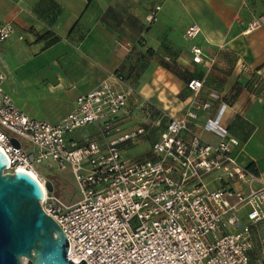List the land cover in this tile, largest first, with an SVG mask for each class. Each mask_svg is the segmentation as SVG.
<instances>
[{
	"label": "built area",
	"instance_id": "obj_1",
	"mask_svg": "<svg viewBox=\"0 0 264 264\" xmlns=\"http://www.w3.org/2000/svg\"><path fill=\"white\" fill-rule=\"evenodd\" d=\"M260 26L264 11L248 29ZM200 30L191 24L184 34L191 38ZM13 32L12 23L1 24L0 41ZM192 54L201 61V48L192 46ZM123 80L116 70L52 123L15 105L0 70V150L9 160L4 172L28 171L42 183L41 209L66 236L67 258L87 264H264V173L232 154L238 140L220 125L229 107L224 97L191 78L186 86L192 94L209 99L180 115H154L151 108L142 121L125 127L131 92L118 85ZM260 83L264 75L257 74L249 86L255 92ZM216 99L217 113L201 123L197 111L209 112ZM147 105L138 108L146 111ZM92 125L95 137L71 136ZM196 127L217 135L218 142L204 141ZM144 141V153L125 156ZM56 170L71 172L78 200L67 203L46 189L39 177Z\"/></svg>",
	"mask_w": 264,
	"mask_h": 264
},
{
	"label": "crops",
	"instance_id": "obj_2",
	"mask_svg": "<svg viewBox=\"0 0 264 264\" xmlns=\"http://www.w3.org/2000/svg\"><path fill=\"white\" fill-rule=\"evenodd\" d=\"M263 10L248 0H0V25L14 27L0 41L3 87L18 108L55 123L116 70L125 77L118 85L131 92L133 113L148 104L145 113L180 115L209 99L186 86L202 79L229 104L220 125L238 140L232 154L263 174L264 83L255 92L249 84L264 75V26L248 29ZM191 24L201 30L189 38L184 33ZM192 46L201 48L200 62ZM220 104L216 99L209 112L199 109V121L213 117ZM122 116L123 125L132 126L133 116ZM195 130L207 143L218 142L214 133ZM95 135L92 125L71 136Z\"/></svg>",
	"mask_w": 264,
	"mask_h": 264
},
{
	"label": "water",
	"instance_id": "obj_3",
	"mask_svg": "<svg viewBox=\"0 0 264 264\" xmlns=\"http://www.w3.org/2000/svg\"><path fill=\"white\" fill-rule=\"evenodd\" d=\"M18 145L16 140H13ZM8 157L0 150V264H87L67 258L68 240L55 221L42 211V183L30 172H4ZM53 191L51 181H45Z\"/></svg>",
	"mask_w": 264,
	"mask_h": 264
},
{
	"label": "rangeland",
	"instance_id": "obj_4",
	"mask_svg": "<svg viewBox=\"0 0 264 264\" xmlns=\"http://www.w3.org/2000/svg\"><path fill=\"white\" fill-rule=\"evenodd\" d=\"M250 2V5L254 8V10H257L259 7L264 9V0H248ZM11 36V34H10ZM130 101V100H129ZM135 110L132 109V107H128L127 116L132 117L133 116V124H137L140 121L143 120L145 117V111H140L133 113L132 111ZM148 148V145L146 144H137L134 146L129 147V150L126 153V157H134L137 155H141L144 153V151ZM38 169H43L44 167L41 165L36 166ZM39 179L42 181L43 179L45 181H51L53 183L54 189L53 192L56 196H60L65 202L72 203L73 201H76L80 198L79 190L76 185V182L73 180V176L69 170L65 171H44L42 173V176L39 177ZM261 234L264 235V228L261 232ZM21 264H29L28 260L26 258H21Z\"/></svg>",
	"mask_w": 264,
	"mask_h": 264
},
{
	"label": "trees",
	"instance_id": "obj_5",
	"mask_svg": "<svg viewBox=\"0 0 264 264\" xmlns=\"http://www.w3.org/2000/svg\"><path fill=\"white\" fill-rule=\"evenodd\" d=\"M264 11V10H263ZM263 11H262V13H263ZM57 38H54V39H52V41H55ZM52 41H51V43H52ZM117 71H119V70H117ZM119 74L121 75V76H123L122 75V73L119 71ZM124 77V76H123ZM125 78V77H124ZM252 170H253V168H252ZM254 172H256L255 170H253ZM257 173V172H256Z\"/></svg>",
	"mask_w": 264,
	"mask_h": 264
}]
</instances>
